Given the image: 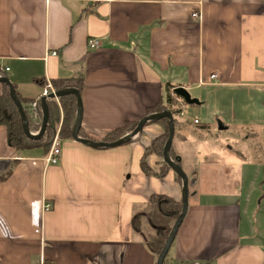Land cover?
<instances>
[{"label":"crops","instance_id":"obj_1","mask_svg":"<svg viewBox=\"0 0 264 264\" xmlns=\"http://www.w3.org/2000/svg\"><path fill=\"white\" fill-rule=\"evenodd\" d=\"M0 62L41 111L42 82L83 78L79 136L101 143L185 88L198 104L182 98L172 148L189 207L165 263L264 264V0H0ZM60 128L59 164L47 166L0 126V264H157L151 199L182 201L172 170L142 169L162 125L113 149ZM146 163L162 166L154 154Z\"/></svg>","mask_w":264,"mask_h":264},{"label":"trees","instance_id":"obj_2","mask_svg":"<svg viewBox=\"0 0 264 264\" xmlns=\"http://www.w3.org/2000/svg\"><path fill=\"white\" fill-rule=\"evenodd\" d=\"M51 84L56 92H62L69 89H74L81 92L84 87V80L83 78L71 81L58 79L52 80ZM42 86L46 88L48 86V82H42ZM1 87L0 126L6 128L8 143L11 147L23 152L37 149L42 150L46 157L50 151L59 125L61 127L60 138H72V129L78 112V103L76 97L68 95L60 98V106L54 99L48 102L49 121L47 129L40 140H35L30 139L25 134L22 126L21 113L10 95L8 86L6 84H1ZM16 94L28 120L30 132L33 134H38L41 131L43 124L42 111L38 108V106H36L37 103L34 100L23 97L18 91H16ZM182 101V97L177 95L174 91H170L163 101L153 107L148 108L144 117L161 113L167 108H172V113L175 117V126H177L178 117L182 113L180 104V102H184ZM175 106L177 107L176 109H174ZM61 112L63 113L62 122ZM154 122L160 123L162 125L164 128V133L154 139L150 147L145 151L144 157L142 159V169L148 176L165 178L168 172L172 170L170 166L164 162V150L169 139V123L167 119H161ZM137 125L138 122L136 123L127 121L124 123V125L109 132L104 138V141L109 143L116 142L131 134L136 129ZM200 129L207 130L209 129V126H201ZM151 154L162 158V166L158 173L153 172L146 163V158ZM170 156L173 161H178V156L174 154L173 148L171 149ZM176 180L182 185V180L177 175ZM151 204L155 206L156 209L154 212L152 211L146 215V217L149 220L151 227L156 231L157 237L153 241L147 242V247L150 252L154 254L156 258H158L163 251L174 223L182 212L183 204L182 202H178L175 199L165 195H154L151 199ZM141 218L142 216H139L134 219L133 225L137 232L141 231Z\"/></svg>","mask_w":264,"mask_h":264},{"label":"water","instance_id":"obj_3","mask_svg":"<svg viewBox=\"0 0 264 264\" xmlns=\"http://www.w3.org/2000/svg\"><path fill=\"white\" fill-rule=\"evenodd\" d=\"M0 84H6L8 86L10 95H11L13 101L15 102V104L17 105V107L19 108V111L21 113L23 130H24L25 134L27 135V137H29L30 139L40 140L43 137V135L47 129L48 121H49L48 101L52 100V99H56V98L60 99L62 97L68 96V95H72V96L76 97L77 103H78V112H77L76 121H75L73 129H72V137L77 142H80V143L87 145V146H90V147L104 148V149H113V148L121 147L123 145L130 143L140 132H142V130L144 129V127L148 123L154 122V121H159L161 119H167L168 120V123H169V139L166 143L165 150H164V162L167 163L170 166V168L172 169V171L177 176H179L182 180V201L181 202L183 204V209H182L180 216L178 217V219L176 220V222L174 223V225L172 227L171 233H170V235H169V237L165 243L163 251L161 252V254L158 257L157 264H164L168 254L170 252L172 244H173V242L177 236V233H178L182 223L184 222V220L187 216L188 207H189V195H190L189 178L186 175V173L184 172L182 166L180 165L181 159L178 157V161L175 162L172 160V158L170 156V152H171L174 137H175V117L172 114V112L165 110L161 113H157V114H154V115H151L148 117H144L143 119H141L138 122L136 129L131 134L123 137L122 139H120L116 142H113V143L94 142L91 140L82 139L79 136V132L81 129V124H82V116H83L82 98H81V94L79 91L74 90V89H69V90H65L62 92H56L55 94H50L48 97H43L40 100L39 104H40V106L42 108V112H43V124H42V128H41V131L39 132V134L34 135L30 132L28 120L26 118V115L24 113V110H23V107H22L20 101L18 100V97L16 94V89H15L14 85L11 83L9 78L3 77V76L2 77L0 76ZM174 92L177 95H179L180 97H182L187 103L198 104V101L195 99H192L190 93L185 88H183V87L176 88V89H174ZM218 127L220 130L226 129V127L224 125H222L221 122H218Z\"/></svg>","mask_w":264,"mask_h":264},{"label":"built area","instance_id":"obj_4","mask_svg":"<svg viewBox=\"0 0 264 264\" xmlns=\"http://www.w3.org/2000/svg\"><path fill=\"white\" fill-rule=\"evenodd\" d=\"M194 18H198L199 15L198 14H194L193 15ZM100 46V43L97 39H92L89 41V48L91 50H98ZM53 55H56V52L53 53ZM1 65V62H0ZM9 69L6 68L5 72H8ZM212 78L216 79V76H212ZM56 91L54 90L53 86L51 83H48V86L45 88V91L43 93L44 97H48L50 94H55ZM56 100L59 101L58 98H56ZM196 124H198L199 122L196 120L195 121ZM62 155V150H61V146H60V140H59V136L57 135L56 138L54 139L52 146H51V150L49 152V154L45 157V163L47 166H56L59 164L60 161V157ZM51 207V205H47L46 206V210H49Z\"/></svg>","mask_w":264,"mask_h":264},{"label":"rangeland","instance_id":"obj_5","mask_svg":"<svg viewBox=\"0 0 264 264\" xmlns=\"http://www.w3.org/2000/svg\"><path fill=\"white\" fill-rule=\"evenodd\" d=\"M161 159V161H162V158H160ZM160 171V170H159ZM139 217V216H138ZM147 218V217H146ZM142 219V218H141ZM141 219H140V222H141ZM155 238L157 237V233H156V231H155Z\"/></svg>","mask_w":264,"mask_h":264}]
</instances>
